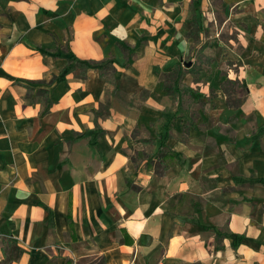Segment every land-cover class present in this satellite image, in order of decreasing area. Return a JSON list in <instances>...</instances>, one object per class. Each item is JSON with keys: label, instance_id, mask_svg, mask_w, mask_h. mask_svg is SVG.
<instances>
[{"label": "crops", "instance_id": "obj_1", "mask_svg": "<svg viewBox=\"0 0 264 264\" xmlns=\"http://www.w3.org/2000/svg\"><path fill=\"white\" fill-rule=\"evenodd\" d=\"M220 4L0 0V261L264 264V0Z\"/></svg>", "mask_w": 264, "mask_h": 264}, {"label": "trees", "instance_id": "obj_2", "mask_svg": "<svg viewBox=\"0 0 264 264\" xmlns=\"http://www.w3.org/2000/svg\"><path fill=\"white\" fill-rule=\"evenodd\" d=\"M122 49L124 50L126 56L128 57L127 63H129V59L132 55V48L130 45L126 43L121 44ZM40 50V49H39ZM65 57L69 60V64L67 67L58 75H54L51 79L50 84H58L60 82L65 81L67 75L71 74L74 70L80 69L81 75L83 77H87V74L90 69H97L100 71V75L106 79L107 81H110L112 83H115L118 78V71L113 63V59H103L101 61L96 60H79L78 57L75 54L65 55ZM188 68H185L182 65L176 66L172 72L166 74V91L169 93V95H173L174 93L178 92V89L176 88L177 81L180 79H183V76L185 75ZM34 83H43L44 81H32ZM175 82V83H174ZM29 88V87H28ZM222 89L225 91V93L228 96L227 104L231 107H239L241 106L242 99L241 98H234L233 95L238 93L239 89H244L243 84L239 79H230L227 78L223 84ZM29 90H31L29 88ZM43 93L48 92L45 89L41 90ZM171 154L170 152H161L160 158L167 157ZM144 154L141 152H137L133 156V161L138 164L139 158L143 157ZM150 165V163L148 162ZM24 249L13 242H9L7 246H5V259L0 261V264H11L15 261H19L21 256L24 253Z\"/></svg>", "mask_w": 264, "mask_h": 264}, {"label": "rangeland", "instance_id": "obj_3", "mask_svg": "<svg viewBox=\"0 0 264 264\" xmlns=\"http://www.w3.org/2000/svg\"><path fill=\"white\" fill-rule=\"evenodd\" d=\"M220 1H221V0H214V4H216V5H221V4H220ZM195 31H196L195 29L192 30V33L195 34ZM190 60H191V57H190V56L187 57V60H186L187 64H185V67H187V65L190 63V62H189ZM198 61L201 62V64H200L201 66L203 65L204 62H206V60H204V62L202 61V57H201V54H200V53L198 54V60H197L196 62L198 63ZM197 66H198V65H197ZM185 67H184V69H185ZM180 81H181V79L178 80V83H180ZM186 99L188 100L187 96H186Z\"/></svg>", "mask_w": 264, "mask_h": 264}, {"label": "water", "instance_id": "obj_4", "mask_svg": "<svg viewBox=\"0 0 264 264\" xmlns=\"http://www.w3.org/2000/svg\"><path fill=\"white\" fill-rule=\"evenodd\" d=\"M189 65H192V62H190Z\"/></svg>", "mask_w": 264, "mask_h": 264}]
</instances>
